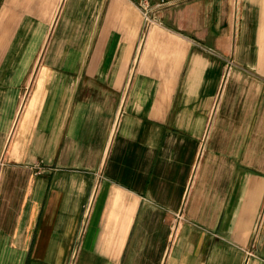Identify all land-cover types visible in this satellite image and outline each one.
Wrapping results in <instances>:
<instances>
[{
    "label": "crops",
    "instance_id": "obj_1",
    "mask_svg": "<svg viewBox=\"0 0 264 264\" xmlns=\"http://www.w3.org/2000/svg\"><path fill=\"white\" fill-rule=\"evenodd\" d=\"M159 1L0 0V264H264V0Z\"/></svg>",
    "mask_w": 264,
    "mask_h": 264
},
{
    "label": "built area",
    "instance_id": "obj_2",
    "mask_svg": "<svg viewBox=\"0 0 264 264\" xmlns=\"http://www.w3.org/2000/svg\"><path fill=\"white\" fill-rule=\"evenodd\" d=\"M167 1L166 0H160L156 5L155 8H160L163 6H166ZM142 18L144 23L146 24L147 27L155 26L158 24L157 20L155 19L154 16H151L150 10H149V5H146L145 7L142 6ZM229 67H231V63H229ZM181 215H178V219H180ZM177 226L174 227V232L176 231Z\"/></svg>",
    "mask_w": 264,
    "mask_h": 264
},
{
    "label": "rangeland",
    "instance_id": "obj_3",
    "mask_svg": "<svg viewBox=\"0 0 264 264\" xmlns=\"http://www.w3.org/2000/svg\"><path fill=\"white\" fill-rule=\"evenodd\" d=\"M7 40H5V42H6Z\"/></svg>",
    "mask_w": 264,
    "mask_h": 264
}]
</instances>
